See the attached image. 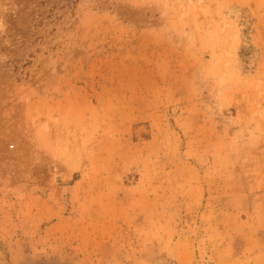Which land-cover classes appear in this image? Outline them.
Returning <instances> with one entry per match:
<instances>
[{"label": "rangeland", "instance_id": "obj_1", "mask_svg": "<svg viewBox=\"0 0 264 264\" xmlns=\"http://www.w3.org/2000/svg\"><path fill=\"white\" fill-rule=\"evenodd\" d=\"M0 264H264V0H0Z\"/></svg>", "mask_w": 264, "mask_h": 264}, {"label": "bare ground", "instance_id": "obj_2", "mask_svg": "<svg viewBox=\"0 0 264 264\" xmlns=\"http://www.w3.org/2000/svg\"><path fill=\"white\" fill-rule=\"evenodd\" d=\"M51 180H53V183L55 182L56 178L54 176L51 177Z\"/></svg>", "mask_w": 264, "mask_h": 264}]
</instances>
